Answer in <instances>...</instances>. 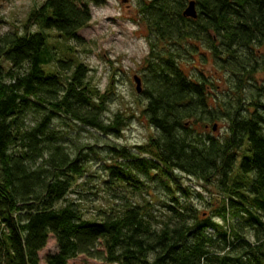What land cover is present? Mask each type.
I'll list each match as a JSON object with an SVG mask.
<instances>
[{
  "label": "trees",
  "instance_id": "trees-1",
  "mask_svg": "<svg viewBox=\"0 0 264 264\" xmlns=\"http://www.w3.org/2000/svg\"><path fill=\"white\" fill-rule=\"evenodd\" d=\"M190 1L195 18L183 14ZM104 2L44 0L29 15L39 30L0 35V264H39L50 235L45 264L80 254L117 264H264V0H135L149 41L143 114L155 135L140 147L146 156L111 149L125 159L103 180L116 203L87 218L74 188L90 176L78 154L85 145L52 123L116 134L124 120L104 118L107 97L90 86L87 66L57 56L47 31L80 41L90 4ZM196 57L216 69H187ZM221 73L226 85L216 90ZM158 174L185 195L203 198L195 182L212 185L220 207L204 216L169 203L156 221L152 201L135 202L128 189Z\"/></svg>",
  "mask_w": 264,
  "mask_h": 264
},
{
  "label": "rangeland",
  "instance_id": "rangeland-1",
  "mask_svg": "<svg viewBox=\"0 0 264 264\" xmlns=\"http://www.w3.org/2000/svg\"><path fill=\"white\" fill-rule=\"evenodd\" d=\"M44 0H0V35L7 31L22 32L27 30H39V26L29 21V15L36 10ZM91 20L84 28L78 31L80 41L65 39L56 32L49 30L48 43L55 47L57 56L81 61L88 68L87 80L97 93L105 95L106 111L104 118L111 120L116 113L123 116L124 125L118 133L106 134L97 130L78 126H68L63 123L64 119L58 118L53 121L55 128L63 133L67 141L78 142L85 145L78 154L86 155L87 172L90 176L85 179L79 178L75 190L83 197L79 206L87 218H93L98 209L111 206L116 203L104 187L103 180L107 179L109 166H121L119 163L125 161L118 157L112 148H126L134 154L146 156L140 147L148 145L150 139L155 135V130L148 124L143 114L145 99L136 91L134 76L141 79V86L145 88V62L149 55V41L145 26L137 12L135 0H105L103 4H90ZM25 25L27 26L25 28ZM264 55V47L261 49ZM187 67L205 66L206 73H211L216 65L212 62L207 64L187 60ZM55 64V63H54ZM55 70V65H51ZM189 69V67L187 68ZM217 81L214 80L216 90L224 89L226 73H221ZM262 73L257 74V78ZM221 79V81H220ZM219 85V86H218ZM217 127L213 131L216 135L224 132L223 121H217ZM88 160V161H87ZM124 164L121 166L123 167ZM153 181L139 176L144 185L136 184L129 186V196L135 202L145 203L152 201L151 211L155 220L164 219L167 205L175 206L191 205L205 216L213 214L215 209L221 205L222 196L219 191L210 184L197 183V193L185 195L175 182H169L168 178L158 174ZM183 180V179H182ZM184 181V180H183ZM204 183V184H203ZM171 190V191H169ZM171 193V194H170ZM176 195L179 204L173 203L171 198ZM70 194V197H74ZM193 213L189 211L188 213ZM195 213V212H194ZM247 232V231H246ZM248 233V232H247ZM55 250V239L50 235L46 246L39 252V264H45L44 256ZM67 264H117L104 262L80 254L67 261Z\"/></svg>",
  "mask_w": 264,
  "mask_h": 264
},
{
  "label": "water",
  "instance_id": "water-1",
  "mask_svg": "<svg viewBox=\"0 0 264 264\" xmlns=\"http://www.w3.org/2000/svg\"><path fill=\"white\" fill-rule=\"evenodd\" d=\"M183 14L188 17L195 18L197 16L196 8H195V2L190 1L185 8ZM134 81L136 83V91L140 93L142 91V86H141V79L138 76H134ZM213 129H216V126H213Z\"/></svg>",
  "mask_w": 264,
  "mask_h": 264
}]
</instances>
